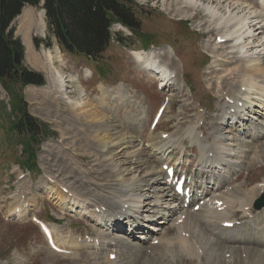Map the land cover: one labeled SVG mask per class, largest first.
I'll list each match as a JSON object with an SVG mask.
<instances>
[{"label": "rangeland", "instance_id": "374dc122", "mask_svg": "<svg viewBox=\"0 0 264 264\" xmlns=\"http://www.w3.org/2000/svg\"><path fill=\"white\" fill-rule=\"evenodd\" d=\"M132 1L131 9L143 36L131 35L128 29L114 23L111 26L113 39L106 50L92 60L66 52L53 36L49 34L48 38L44 15L43 31H40L41 2L37 6L25 5L34 16L28 30L20 26L17 18L13 21L11 28L24 44L25 64L44 75L43 70L27 61V51L41 61L50 53L58 75L70 80L67 99H62L59 92L49 94L59 106L57 114L46 113L49 108H46L48 98L44 89L35 99L29 98L28 87L22 91L19 85L16 86L28 111L45 123L50 132L54 131L42 139L35 150L39 173L22 168L20 160L25 154L21 140L25 136L17 137L14 132L7 134L2 129L3 125L7 126L5 114L14 100L0 84V264H105L107 253L111 252L117 255V264H264V222H261L264 206L254 208L255 200L264 197V95L260 100H254V92H249L252 98L249 95L243 99L238 91H234L239 100L229 98L225 91L220 92L224 70L234 65L235 58L228 59L231 57L226 53L228 43L215 56L208 51L210 46L222 42L216 40L219 31L212 23L203 24L209 20L203 8L195 10V17L185 19L172 16L174 13L169 6L174 4L173 0ZM199 1L221 6V14L240 17L252 11L257 13L262 5L261 0ZM261 24L264 34V21ZM209 27L211 30L206 32ZM36 40L48 43L41 42L36 47ZM134 50H155V59L164 67L173 61L176 70L168 85L175 89L169 91L168 86L160 83L159 72L138 66L131 53ZM262 61V46L252 47L246 63L250 66ZM229 77L238 80L237 76H227L228 82H233ZM256 83L263 87L264 77H255ZM238 89L243 92L244 86ZM78 100L84 105L82 109L69 105ZM163 104H166L163 116L152 129L150 120ZM86 109L94 112L92 118ZM228 112H232V116H225ZM9 114L13 116L11 111ZM72 116L77 120H72ZM221 116L219 123L223 122L225 130L219 134L210 125L215 117ZM239 117L245 119L244 123L238 121ZM106 118L116 126L112 132L119 138L101 139L110 130L98 137L93 132L94 127ZM202 124L206 125V133L202 132ZM188 128L193 133L185 134L184 130ZM86 131L90 143H79L81 133ZM130 138L135 142L130 144ZM206 157H212L215 163L206 162ZM66 159L67 163H64ZM136 159L148 163L136 165ZM169 163L177 165L190 180L194 178L197 194L195 190L193 193L197 197L202 193L200 198L193 197L199 202L195 204H201L200 210L208 209L201 216L206 224L203 231L199 223L182 226L177 220L181 212L187 216L199 211L190 209L195 201L189 204L190 210H184L187 207L177 204L178 198L177 201L170 196L162 197L152 184L142 182L150 179L153 173L164 175L163 164ZM103 173L112 175L106 181L111 187L100 186L106 183L103 179L107 175ZM258 187L262 188V193L255 191ZM115 188L120 191L116 192ZM58 190L63 193V198L56 195ZM146 193L149 196L145 197ZM252 193L256 194L251 196ZM207 194L211 197L208 204ZM100 199L107 204L98 207ZM213 200L215 203L222 200L223 205L229 202L222 216L228 220L215 219ZM108 203H118V210L123 205L124 211L141 214L136 221H132V217L123 218L121 229H114L110 220L107 222L108 217L98 214L109 208ZM159 211L165 215L157 214ZM33 216L49 224L57 244L66 249L65 252H57L47 245L38 225L31 220ZM232 220L233 227H222L223 222ZM239 227V231L235 230ZM190 231L194 233L192 238ZM226 235L241 240L217 242L220 236ZM122 237L125 239L115 244ZM181 239L185 240V250L176 247L175 251L167 252L162 249L170 243L177 246ZM253 239L258 244H254ZM192 243L198 246L194 247ZM159 250L166 257L158 258Z\"/></svg>", "mask_w": 264, "mask_h": 264}, {"label": "bare ground", "instance_id": "6f19581e", "mask_svg": "<svg viewBox=\"0 0 264 264\" xmlns=\"http://www.w3.org/2000/svg\"><path fill=\"white\" fill-rule=\"evenodd\" d=\"M174 1V4L169 6L171 7L172 9H170V11L172 13H174L172 16H175L177 18H190V17H195L196 15V12L195 10L199 9V8H203L204 11L207 13V16L209 17V20H205V22L203 24H206V23H212L214 25V27H216L217 31H219V36L220 37H223L225 38V41L222 42L220 45H218L217 43H215L213 46H210L208 48V51L211 53L212 56H215L217 55L216 53L218 52L219 49H221L224 44L226 45L228 43V46H227V49L228 51H226V53H229L231 57H228L229 58H235L233 59L235 62H234V65L230 68H226L224 70V78L222 79V91L220 92H223L225 91V95H228V97H232V98H235L237 97L234 93L238 91L239 95L240 96H243L242 98L243 99H247L250 95L249 92H254V100H260L261 96L264 95V86L263 87H258L257 86V83L255 84V77H264V62L262 61V63H257V62H253L252 64H250L249 66V63H246V57H248L249 55V51L251 50L252 47H255V48H260L262 46V49H264V41L262 42V38L264 37L263 35V31H262V21H264V4H262V1H261V7L259 9V11L256 13V12H251L249 15H243V16H231V15H224V14H221L219 12L220 10V7H217V6H213L211 5L210 3L206 2H202L199 1V0H173ZM233 4V3H232ZM217 5V4H216ZM228 5V4H227ZM29 6V5H28ZM25 7L22 9L21 11V14H19L16 18L18 20H20V26L22 28H25V29H29L31 27V25L33 24V15L31 12H29V8ZM223 6V5H222ZM241 7V6H240ZM244 6H242L243 8ZM247 8V7H246ZM167 9V8H166ZM226 11H227V8H225ZM244 9V8H243ZM169 10V9H168ZM187 11L189 13H187ZM232 11V10H231ZM243 11V10H242ZM244 12V11H243ZM170 13V12H169ZM246 13V12H244ZM253 13H255L254 15H252ZM240 14V13H238ZM43 12H40V31L42 32L43 31V25H44V22H43ZM252 15V16H250ZM15 18V19H16ZM252 23L249 25V23ZM201 24V25H203ZM118 27H121L119 24L117 25ZM20 27V28H21ZM116 27V26H115ZM117 28V27H116ZM201 28V27H200ZM206 28V27H205ZM126 29V28H125ZM24 30V29H23ZM211 30V28L209 27L206 32H209ZM212 32V31H211ZM262 33L263 35H260L259 34ZM212 38V37H211ZM214 39V38H212ZM27 43V41H26ZM253 44H256V45H253ZM28 46V45H27ZM168 46V45H167ZM171 47V46H170ZM167 48V47H166ZM168 49V48H167ZM223 49V48H222ZM221 49V50H222ZM157 50V49H156ZM169 50V49H168ZM171 50V49H170ZM145 51V50H144ZM142 50H135V51H132V55H133V58L134 60L138 63V66L142 67L143 69H148L149 71H156V72H159L158 74L161 75V78H160V83L164 85V87H167L169 88V91L171 88L175 89V86H171L168 85L169 81L172 79V74L174 73V71L176 70V66L175 64L173 63V61H170V63L168 64V67H164L162 65H159L158 64V61L155 59L156 55L154 53V51H149V52H144ZM255 53V52H254ZM27 61L31 64V65H35L37 68H40L41 70H43V72L45 73V78H46V81H47V84L45 85V87H35V86H30L28 87L27 89V94L29 95V98L30 97H33V98H37V96L39 95V91L41 90H45V92L47 93L46 96L48 98V101H46V108H49V110L46 111V113H49V112H54L55 114L58 113L59 111V106L57 103L54 102V100H52L51 96L49 94H53L54 91L55 92H59L60 93V96L62 99L66 98L67 99V85H68V82L70 79H65L64 77H61L58 75V71L55 69L54 65H53V58H52V55L50 53L44 55V60L41 61V59H37V57L33 54V53H30L27 51ZM164 55L166 57H168L167 53L164 52ZM219 57V56H218ZM250 57V56H249ZM169 58V57H168ZM225 58V57H224ZM225 60V59H224ZM250 60V59H249ZM248 60V61H249ZM164 62V61H163ZM232 62V61H231ZM244 62L246 65L248 66H243L244 65ZM250 62V61H249ZM163 64V63H162ZM167 64V63H166ZM167 66V65H166ZM171 67V68H170ZM238 68V70H237ZM221 69V68H220ZM231 70V71H230ZM230 72V73H228ZM153 73V72H152ZM217 73V72H216ZM236 73V74H235ZM151 74V73H150ZM237 76L238 80L235 81L233 78V82H228L227 81V76ZM75 76H78V74H76ZM211 77V76H210ZM71 79H74V76H70ZM235 78V77H234ZM257 79V78H256ZM176 85V84H175ZM243 87L244 86V91L243 92H240L238 87ZM167 89V88H166ZM120 92V91H119ZM173 92V91H172ZM33 93V94H32ZM41 96V95H40ZM118 97V95H116ZM251 96V95H250ZM69 98V97H68ZM238 98V97H237ZM252 98V96H251ZM174 99V98H173ZM239 100H241L240 98H238ZM82 100V99H81ZM263 100V99H262ZM35 104H36V101H35ZM83 103H80V101H73V102H69V105L71 107H75V108H80L82 109L84 105H81ZM228 105V104H227ZM224 106V105H223ZM87 108V107H86ZM89 108V107H88ZM227 108L225 107L223 110L226 112ZM229 109V108H228ZM46 110V109H45ZM88 114H93L94 112L91 111L90 109H86ZM104 110V108H103ZM222 110V108H221ZM44 111V110H43ZM97 113V112H96ZM232 113V112H231ZM231 113L228 112V115H225V113L223 114V116H229ZM236 113V112H235ZM102 114V113H101ZM47 115V114H46ZM84 115V114H83ZM188 115V114H187ZM189 116V115H188ZM215 117V120L214 121H211V125L213 129H216L218 131V133H222L225 128L222 126V123H219L220 120H222V117ZM232 116V115H230ZM93 116L91 115V118ZM95 117V116H94ZM100 117V116H99ZM98 117V118H99ZM67 118V117H66ZM72 120H77V118L75 116H72L71 117ZM217 118V119H216ZM229 118V117H228ZM82 119V118H81ZM71 120V121H72ZM80 120V119H79ZM84 121V120H83ZM98 121V120H97ZM240 123H244L243 121H245V119L239 117V120H238ZM76 123V122H75ZM206 123V122H205ZM74 124V123H72ZM77 124V123H76ZM93 124V123H92ZM207 124V123H206ZM94 125V124H93ZM70 126V125H69ZM79 126V125H78ZM74 128V127H73ZM72 128V129H73ZM67 129V128H66ZM201 129H202V132L203 133H206V125L202 124L201 126ZM74 130V129H73ZM106 130H110L109 133H107L108 135L102 137L101 139H104V140H108L109 138H111L112 136H114L116 133L115 132H112V131H115L116 130V126L114 125V123L110 122L107 118L105 119V121L103 120L102 124H98L94 127V131L96 136L98 137L102 132L106 131ZM90 131V130H88ZM183 131V130H182ZM185 131V134H191L193 133L190 128L184 130ZM252 131V130H251ZM85 132V131H84ZM87 132V131H86ZM108 132V131H107ZM121 136V135H120ZM211 136V135H210ZM210 136H208V138H210ZM122 137V136H121ZM114 139H117L119 138V135L117 136H114L113 137ZM121 139V138H120ZM118 139V140H120ZM79 140V143L81 142L82 144L85 143V141H89L90 143V135L89 133H81V136L80 138L78 139ZM248 140V139H247ZM111 141V140H109ZM139 141V140H138ZM152 141V140H151ZM257 141V140H256ZM95 142V141H94ZM128 142L131 144V143H134V139H129ZM218 142V141H217ZM220 142V140H219ZM154 144H156L159 148L161 147L160 143H157L155 141H153ZM244 145V144H243ZM153 146V145H152ZM97 148L99 150H101V148L97 145ZM180 152V151H179ZM144 153V152H143ZM142 153V154H143ZM138 154H141L138 153ZM144 157V156H143ZM61 160V158H60ZM206 162H209V163H213L214 162V159L212 157H206ZM63 161V160H62ZM150 161V159H149ZM64 163H67V159L66 161H64ZM137 163L139 165H142V164H147L148 162H144L140 159H136L134 160V164L137 165ZM215 163V162H214ZM133 165V164H132ZM104 166V165H103ZM80 167V166H79ZM208 168L210 166H207ZM242 167V166H241ZM107 172L109 173L110 172V169L107 170ZM209 172V171H208ZM108 173H103L105 174V178L103 179L104 182L107 181V177L108 176H112V175H108ZM165 173V172H164ZM211 173V172H209ZM208 173V174H209ZM155 177V178H152V177ZM153 176H151L150 179L148 180H142V182L144 183V185H147L148 183L152 184V186H154L155 188H157V190H159V194L162 196V197H165V196H170L171 198H175L177 200V198L179 199L180 196L174 192V187L172 189H170V185L168 182H167V175L166 174H161V173H153ZM212 175H209V177L211 178ZM149 178V177H148ZM98 179V178H97ZM147 179V178H146ZM140 182V181H139ZM223 183H225V180L222 181ZM133 183V182H132ZM221 183V184H223ZM131 185V184H130ZM142 185V186H144ZM101 187H108L111 185H108V183H101L100 185ZM128 186V184H127ZM103 188V189H104ZM114 190H116V192H119L120 190L115 188ZM143 190V189H142ZM204 190V189H203ZM202 190V191H203ZM64 191V190H63ZM207 191V189H206ZM255 191H259L261 192L262 191V188L261 187H258L257 190ZM252 190L248 193H251ZM57 196H60L61 198H63V193L58 190L55 192ZM167 194V195H166ZM197 194V193H195ZM194 193L192 195V202L196 200L195 197L193 196H196ZM237 194V190L234 191V196H236ZM256 193H252L251 196H254ZM158 195V194H157ZM146 196H149L148 193H146L145 197ZM165 199V198H164ZM102 199H100V201L98 200V207H102L104 204H107V202L105 201H101ZM102 202V203H101ZM180 206L181 207H184L183 203L184 202H179ZM202 205L204 206H207L205 205V203H203ZM215 205V204H214ZM226 205H228V203L222 205V210L225 209ZM108 207L109 208H106V210L104 212H100L98 214H101L103 217H108L107 219V222L110 220V224H112V226L114 227V229H120L119 226H120V216H124V217H127L129 218L130 216L132 217L133 221H136L137 218H139V214H141L139 211L135 212V213H125L123 215V210L122 208L121 209H117L119 208L118 206V203L117 204H109L108 203ZM15 211L17 210L16 207L13 208ZM101 210H103L102 208H100ZM19 210V209H18ZM132 210V209H131ZM171 210V209H170ZM208 209H204V210H200L195 212V213H190L189 215H185L184 219L181 221V225L184 226H188V225H192L193 223L197 224L199 223L201 225V229L202 230V227L205 226L206 224L204 223V221L201 219V216L202 215V212L204 211H207ZM251 210V209H250ZM169 212V210L167 211ZM208 212V211H207ZM214 213V217L215 219H223L222 216H223V211L222 212H218L217 211V207L215 205L214 207V210L212 211ZM97 214V213H96ZM157 214H160V215H165V213L163 211H159ZM211 214V213H210ZM163 219H167V218H164L162 217ZM105 219V218H104ZM205 220V218H204ZM223 220H228V219H223ZM264 220V219H263ZM261 221V222H264V221ZM107 222H105V225L107 224ZM119 224V225H118ZM210 224V223H209ZM213 224V223H211ZM193 226V225H192ZM139 227V226H138ZM111 228V227H110ZM185 229V228H183ZM238 229H241V227L235 229V230H238ZM244 229V228H242ZM143 230V229H142ZM155 230V229H154ZM188 230H190V228H188ZM187 230V231H188ZM204 230V229H203ZM202 230V231H203ZM234 230V231H235ZM201 231V232H202ZM239 231V230H238ZM190 233H192V235L190 234V238H192L191 236L194 235L193 231H190ZM126 234V233H125ZM244 234V233H243ZM85 235V234H83ZM204 235V234H203ZM246 235V234H244ZM121 236V235H120ZM186 236V235H184ZM128 237V236H126ZM187 237V236H186ZM106 238V237H105ZM118 238V237H117ZM121 239H125V237H122ZM243 239H246V238H243ZM247 239H250V238H247ZM107 240V239H106ZM235 240H241L239 237H235V236H231V235H226V236H220L218 239H217V242H224V241H227V242H234ZM252 241H254L255 243L254 244H258L256 243V240L253 239ZM123 242V241H122ZM206 244V243H205ZM192 245L194 247H197L198 245L196 243H192ZM156 246V245H155ZM158 247H161V245H157ZM176 247H179L180 249L182 250H185V240H179L177 241V246H175L173 243H170L168 245H163V248L162 249H165L167 250V252L171 250L172 251H175L174 249ZM221 248V247H220ZM137 249V248H136ZM160 249V248H159ZM159 256L158 258L160 257H166L165 254L163 253L162 250H159ZM249 251V253L251 252V250H247ZM177 252V251H176ZM191 253H194V252H191ZM109 254H107V257H106V260L104 261L105 264H117L116 263V257L113 259V260H110L109 259ZM143 254V253H142ZM197 254V253H196ZM256 254V253H255ZM167 255V254H166ZM143 256V255H142ZM256 260V259H255ZM254 264H258L257 262L254 263Z\"/></svg>", "mask_w": 264, "mask_h": 264}, {"label": "trees", "instance_id": "16d2710c", "mask_svg": "<svg viewBox=\"0 0 264 264\" xmlns=\"http://www.w3.org/2000/svg\"><path fill=\"white\" fill-rule=\"evenodd\" d=\"M39 2L0 0V84L14 100L13 116L6 112L7 126L3 125L2 129L7 134L14 132L17 137L25 136L21 140L25 156L20 162L26 170L37 169L35 150L50 134V129L28 112L22 94L16 92V86L22 89L27 84L42 85L44 78L24 63V47L9 25L25 4L37 6ZM132 4V0H43L41 8L45 11L48 38L53 36L64 51L90 59L98 57L109 44L110 27L114 22L142 36ZM40 41L36 40L35 45Z\"/></svg>", "mask_w": 264, "mask_h": 264}, {"label": "water", "instance_id": "95a60500", "mask_svg": "<svg viewBox=\"0 0 264 264\" xmlns=\"http://www.w3.org/2000/svg\"><path fill=\"white\" fill-rule=\"evenodd\" d=\"M264 204V200L263 198H261L260 200L257 201L256 207H261Z\"/></svg>", "mask_w": 264, "mask_h": 264}]
</instances>
